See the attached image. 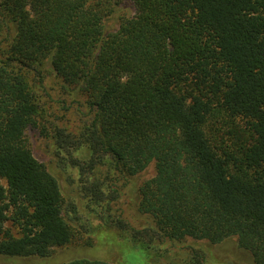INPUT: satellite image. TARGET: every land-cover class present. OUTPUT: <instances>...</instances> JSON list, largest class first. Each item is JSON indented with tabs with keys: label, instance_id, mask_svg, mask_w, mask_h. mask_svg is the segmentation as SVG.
<instances>
[{
	"label": "trees",
	"instance_id": "trees-1",
	"mask_svg": "<svg viewBox=\"0 0 264 264\" xmlns=\"http://www.w3.org/2000/svg\"><path fill=\"white\" fill-rule=\"evenodd\" d=\"M132 1L107 32L112 0H0V258H48L74 239L27 136L49 73L87 97L92 162L110 156L125 176L155 165L139 209L159 234L237 238L264 264V0Z\"/></svg>",
	"mask_w": 264,
	"mask_h": 264
},
{
	"label": "rangeland",
	"instance_id": "rangeland-1",
	"mask_svg": "<svg viewBox=\"0 0 264 264\" xmlns=\"http://www.w3.org/2000/svg\"><path fill=\"white\" fill-rule=\"evenodd\" d=\"M112 1L107 32L135 14L132 0ZM36 91L38 125L29 128L27 136L35 157L60 183L63 214L74 239L64 250L54 249V256L18 262L0 258V264H63L78 258L114 264H255L237 238L211 245L192 238L174 241L159 234L154 219L139 209L140 187L155 175V165L136 176H125L110 156L92 162L93 155L83 143L84 129L94 116L87 97L78 89L66 90L61 79L49 73ZM88 243L96 244L84 247Z\"/></svg>",
	"mask_w": 264,
	"mask_h": 264
}]
</instances>
